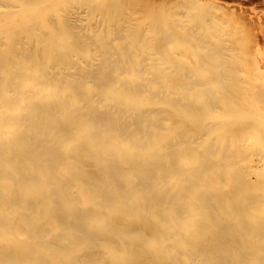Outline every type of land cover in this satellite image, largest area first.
Listing matches in <instances>:
<instances>
[{"label":"bare ground","instance_id":"6f19581e","mask_svg":"<svg viewBox=\"0 0 264 264\" xmlns=\"http://www.w3.org/2000/svg\"><path fill=\"white\" fill-rule=\"evenodd\" d=\"M264 0H0V264H264Z\"/></svg>","mask_w":264,"mask_h":264},{"label":"rangeland","instance_id":"374dc122","mask_svg":"<svg viewBox=\"0 0 264 264\" xmlns=\"http://www.w3.org/2000/svg\"><path fill=\"white\" fill-rule=\"evenodd\" d=\"M252 46H251V54L254 59H260L262 54L264 53V33L258 32L257 35L251 38Z\"/></svg>","mask_w":264,"mask_h":264}]
</instances>
